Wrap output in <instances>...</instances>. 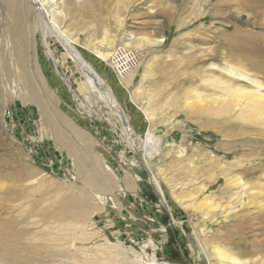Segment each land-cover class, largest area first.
Segmentation results:
<instances>
[{
    "label": "rangeland",
    "instance_id": "374dc122",
    "mask_svg": "<svg viewBox=\"0 0 264 264\" xmlns=\"http://www.w3.org/2000/svg\"><path fill=\"white\" fill-rule=\"evenodd\" d=\"M57 4L65 15L63 29L107 81L134 132L144 138L150 126L154 136L161 138V154L152 160V172L167 203L163 205L153 191L150 174L125 142L118 119L100 101L78 89L82 83L79 70L64 53L55 51L57 43L50 36L49 48L56 62L47 55L42 31L35 26L26 50L28 69L37 71L35 83L49 90V109L87 133L86 146L92 156L95 153L99 176L107 174L114 184L95 197L80 181L72 158L64 146L54 144L37 107L22 99L27 92L7 44V16L0 0V222L13 217L26 232L25 240L48 242L53 255L29 264H146L152 259L206 264L196 254L198 250L192 249L194 231L204 229L206 237L218 241L234 221L202 223L189 205L205 196L224 205L244 192L241 199L245 204L237 205L230 215L256 214V205L248 203V183L256 179L264 183V173L261 167L250 172L248 168L264 165V126L241 119L236 109L214 114L211 105L206 111H186L182 105L194 101V95L218 97L228 84L255 89L258 82L264 92V0H57ZM142 36L162 41L144 48L126 45L128 39ZM105 37L113 38L116 48L143 54L129 84L124 78L118 83L107 61L97 58L95 51H102ZM139 107L151 112L150 123ZM20 163L39 172L19 184L18 193L23 198L27 195L21 202L12 195L3 196L17 185L4 175L22 173L25 168ZM233 174L242 176V182L226 186L225 179ZM132 175L138 177L137 182L127 187L123 182ZM40 180L46 182L40 185ZM57 185L63 194L83 190L93 197L95 206L92 204L87 219L62 227L52 218L31 213L35 198L48 189L49 196L55 197ZM202 185L206 189L199 193ZM222 210L217 209L218 214ZM252 249L258 248H234L240 252ZM109 254L114 260L105 263ZM0 264L8 263L0 256Z\"/></svg>",
    "mask_w": 264,
    "mask_h": 264
},
{
    "label": "bare ground",
    "instance_id": "6f19581e",
    "mask_svg": "<svg viewBox=\"0 0 264 264\" xmlns=\"http://www.w3.org/2000/svg\"><path fill=\"white\" fill-rule=\"evenodd\" d=\"M2 3L7 16L5 22L8 36L7 44L10 46V52L12 53V57H14L16 66L21 70L23 87L26 89V91H24L27 92V94L25 93L26 96L22 99L31 101L37 107L43 126L51 131L54 144L64 146L66 153L72 158L76 175L80 181L92 189L91 194L95 197H98L99 192L106 193L112 189L114 184L112 182L113 178L110 180L106 177V172L103 171L106 174L104 177L99 176L101 168H99L98 163L93 157L95 153L92 156L91 153L93 152L90 153V147L86 146V142H88V138L86 137L87 133L84 134L80 131L81 129H77L79 127L76 128L72 125V122L69 123V120H62L60 118L62 116L56 111L49 109V95L47 93L49 90L46 89V92L42 86L40 87L35 83L34 76L36 77L35 73L37 71L32 72L29 70L30 63L28 65L26 62V50L29 47L31 33L35 26H39L42 31V41L47 49V55L49 56L50 53L52 60H56L55 55L53 56V54H51L49 48L50 36L57 43L55 51L58 50L60 54L64 53L79 70L82 83L78 86V89L80 91H85L87 95L100 101L109 112L118 119L124 132L125 142H127L128 146L140 156L143 167L146 168L150 174V183L153 191L159 194L160 202L165 205L167 203L166 196L161 189L157 178L152 172L154 166L152 160L159 158L161 154V138L154 136L150 126L148 127L144 138H141L134 132L124 110L107 81L89 62L85 60L75 47V40L65 29H63L61 24L62 18H64L65 15H63L61 9L59 10L57 0H2ZM128 40L129 41L126 45H135L136 47L143 48L147 45H153L162 41L161 39L158 40L157 38H149L146 36L136 38L134 41H131L130 39ZM101 42L104 48L102 51L96 50L95 54L101 61H107V66L110 67L111 57L114 54V50L117 49L115 47V41L111 37H105ZM137 54H141L138 63L139 65L142 62L143 54L141 52H138ZM232 65L237 64L233 63ZM35 67L37 68V65ZM31 68H33V66ZM132 78V73L125 76V84H129L132 81ZM20 80H22V78ZM255 83V89L238 85H225L224 83V85L227 86V88L224 89L225 93L222 92V94L214 98H202L199 95H194V101H185L182 105V109L186 111L199 109L206 111L207 106L211 105L210 112L214 114L231 113L236 109L241 119L247 121H259L260 124L264 126V92L260 90L261 84L258 82ZM42 85L44 86V84ZM17 86H19V84H17ZM44 88H47V86L45 85ZM21 92H23V90ZM16 93L14 94L16 95ZM19 96L16 95L17 98H19ZM139 109L141 108L139 107ZM141 112L150 123L153 118L151 112L147 109H141ZM77 141L81 143V146H78ZM18 157L19 159L24 158L21 152ZM45 159L48 160V156ZM43 162H46V160ZM262 166L264 165L249 167L248 170L250 172V169L252 170L261 167L262 173H264V167L262 168ZM22 167L25 168L24 171L22 170V173H19L20 171H14L4 175L8 180L13 181V184L17 185H15L13 189L5 191L3 196L12 195L16 201L19 202L27 198V195L23 198V196L18 193L19 184L30 180L33 176L39 175V172L35 168L30 167L29 164H21V168ZM137 178L138 177L134 175L129 176V178L125 179L123 183H125L127 187L131 185L134 186L135 182H137ZM242 180V176L233 174L225 179V183L227 184H224L226 186H236L240 184ZM39 182L41 185L46 181L40 180ZM248 184V203L256 205V214L253 217L247 216L248 213H236L232 216L230 215L231 211H233L237 205L241 206V204H245L241 199L244 192L239 196L233 197L232 200L226 202L224 205L220 202L214 203L213 200L209 199V196H205V200L202 199L201 202H194L189 205L191 209L195 210V213L200 215L202 223L205 221V223L213 224L220 221V223L223 222L224 224L225 222H228L230 218L234 221L231 223V227L223 232L221 240L218 241L206 237L203 233L204 229H201L198 232L194 231L195 246L192 249H194V252H197L198 250L196 254L202 257L206 264H264V183H262L260 179H256V181L249 182ZM56 187L57 192L55 197L49 196L48 189L47 191H43V194H40V196L38 195L39 198H35V202L32 199L31 202H34V206L31 209V213L41 214L42 217L44 216L47 219L52 218L58 221L62 227H68L69 222L77 223L87 219L94 208L92 206V204H94L92 202L93 197H91L87 191L83 190L79 194L69 193L66 195L65 193L63 194L64 190L60 185H57ZM115 187L117 188V186ZM34 188L31 187V189ZM205 189L206 185H202L199 187L198 192L204 193ZM259 196H262L263 199H258ZM177 198L178 196H175L176 200ZM178 201L181 203L180 200ZM203 206H205V208ZM221 208L223 210L218 214L217 209ZM25 234L26 232L24 230L18 228V221L13 217H9L0 222V256L7 261L8 264H29L33 261L43 262L46 257L50 258L53 255L52 251H50L51 249L46 245L48 242L45 244L42 242L36 243L33 240H25ZM260 236H262L263 239H258ZM235 246H249L258 249H252L251 252H240L234 250ZM113 257L112 254H109L108 258H105V263L114 260ZM96 263L98 262H93V264ZM146 264L172 263L158 262L157 260L152 259Z\"/></svg>",
    "mask_w": 264,
    "mask_h": 264
},
{
    "label": "built area",
    "instance_id": "2783aa9c",
    "mask_svg": "<svg viewBox=\"0 0 264 264\" xmlns=\"http://www.w3.org/2000/svg\"><path fill=\"white\" fill-rule=\"evenodd\" d=\"M140 55L134 50L122 47L114 50L110 60V69L118 82L137 68Z\"/></svg>",
    "mask_w": 264,
    "mask_h": 264
}]
</instances>
